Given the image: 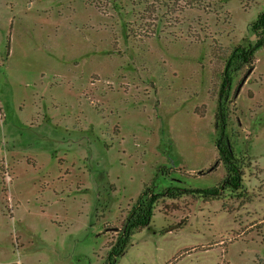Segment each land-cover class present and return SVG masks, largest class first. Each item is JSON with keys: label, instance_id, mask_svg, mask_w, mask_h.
I'll use <instances>...</instances> for the list:
<instances>
[{"label": "rangeland", "instance_id": "1", "mask_svg": "<svg viewBox=\"0 0 264 264\" xmlns=\"http://www.w3.org/2000/svg\"><path fill=\"white\" fill-rule=\"evenodd\" d=\"M262 11L0 0V264H105L144 188L219 183L221 102L241 188L159 197L115 264H264V45L220 94Z\"/></svg>", "mask_w": 264, "mask_h": 264}, {"label": "trees", "instance_id": "2", "mask_svg": "<svg viewBox=\"0 0 264 264\" xmlns=\"http://www.w3.org/2000/svg\"><path fill=\"white\" fill-rule=\"evenodd\" d=\"M250 30L255 35V40L247 47L240 45L235 46L225 60L222 71V81L220 84V94H226L228 83L235 71L241 69L244 65L250 63L253 51L264 45V11L257 14L250 25ZM215 114V126L218 130L217 137L214 141L218 160L225 168V175L214 186L205 188H184L176 186H166L159 192H154L144 188L137 198L134 206L128 211L124 221L121 224L119 234L110 244L105 256V264H115V259L123 252L125 246L134 232L148 225L153 215V206L159 197L173 198L182 193L199 195L202 198H209L219 195L224 189L231 191L239 190L242 186L241 164L239 159L234 155L228 134L226 132V116L222 102L218 104Z\"/></svg>", "mask_w": 264, "mask_h": 264}, {"label": "water", "instance_id": "3", "mask_svg": "<svg viewBox=\"0 0 264 264\" xmlns=\"http://www.w3.org/2000/svg\"><path fill=\"white\" fill-rule=\"evenodd\" d=\"M244 78H245V76H243V78H242V80H241L240 84L242 83V81H243V79H244ZM240 84L238 85V87L240 86ZM238 87H237V88H238Z\"/></svg>", "mask_w": 264, "mask_h": 264}]
</instances>
